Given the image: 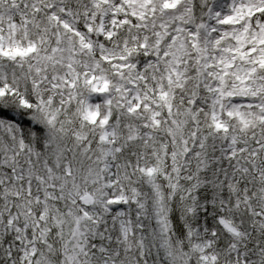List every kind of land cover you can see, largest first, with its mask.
I'll use <instances>...</instances> for the list:
<instances>
[{"label": "snow or ice", "instance_id": "snow-or-ice-1", "mask_svg": "<svg viewBox=\"0 0 264 264\" xmlns=\"http://www.w3.org/2000/svg\"><path fill=\"white\" fill-rule=\"evenodd\" d=\"M0 264H264V0H0Z\"/></svg>", "mask_w": 264, "mask_h": 264}]
</instances>
